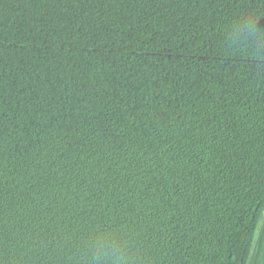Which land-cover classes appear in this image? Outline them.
Returning <instances> with one entry per match:
<instances>
[{"label": "trees", "instance_id": "16d2710c", "mask_svg": "<svg viewBox=\"0 0 264 264\" xmlns=\"http://www.w3.org/2000/svg\"><path fill=\"white\" fill-rule=\"evenodd\" d=\"M101 243L264 264V0H0V264Z\"/></svg>", "mask_w": 264, "mask_h": 264}, {"label": "clouds", "instance_id": "9594fccd", "mask_svg": "<svg viewBox=\"0 0 264 264\" xmlns=\"http://www.w3.org/2000/svg\"><path fill=\"white\" fill-rule=\"evenodd\" d=\"M234 30L237 35L249 37L257 36L260 32L250 18L240 21ZM92 264H125V255L122 249L101 243L97 246Z\"/></svg>", "mask_w": 264, "mask_h": 264}]
</instances>
